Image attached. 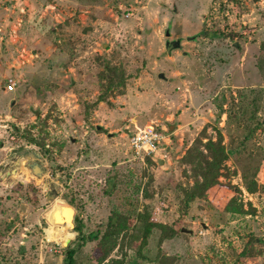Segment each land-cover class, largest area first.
<instances>
[{"label":"rangeland","instance_id":"1","mask_svg":"<svg viewBox=\"0 0 264 264\" xmlns=\"http://www.w3.org/2000/svg\"><path fill=\"white\" fill-rule=\"evenodd\" d=\"M148 126L171 139L150 161L129 142ZM218 130L227 187L186 203L185 148ZM114 213L109 260L264 264V0H0V264H64L76 218L99 238L77 264H101ZM141 215L179 234L144 244Z\"/></svg>","mask_w":264,"mask_h":264},{"label":"trees","instance_id":"2","mask_svg":"<svg viewBox=\"0 0 264 264\" xmlns=\"http://www.w3.org/2000/svg\"><path fill=\"white\" fill-rule=\"evenodd\" d=\"M206 130V128L203 130V135H207ZM204 139H206L207 142H204L202 138H197L193 142L192 146H190L186 150L184 156L181 158V161L184 164L191 166L192 176L194 177V185L189 186V188L185 190L186 203L193 202L197 199H206L208 197L209 192L217 189V187L219 186H226L220 182V179L225 175L224 172L228 171L226 163L229 159V154L224 144V136L220 132V130H218L216 140L208 137H204ZM145 160L150 161L153 160V158L147 157ZM247 189L248 192L252 194L256 193L258 191V183L256 181H252L247 186ZM127 218L128 217L118 213H114L110 216L107 231L100 242V245L102 246L103 250V257H101L100 259L101 264H123V262H121L120 260H109V258L111 257V250H113L114 246L118 242V238L121 236V234H124L128 228ZM139 222L144 224V244L147 243L149 235L155 228L163 231L161 233V243L167 239H172L179 234L178 230L174 228H169L162 223H153L142 215L139 218ZM76 223V229L79 233V237L74 245H70L67 249H65L63 260L64 264H77L76 257L78 252L83 249L84 243L87 242L89 239H99L97 238V235L90 236L89 238L85 236L82 232V224L80 221H78V218H76ZM108 238L109 244H112V248H110L109 251H106L103 246L104 242ZM173 259L174 258L171 256L164 255L160 257L159 263L172 264Z\"/></svg>","mask_w":264,"mask_h":264},{"label":"built area","instance_id":"3","mask_svg":"<svg viewBox=\"0 0 264 264\" xmlns=\"http://www.w3.org/2000/svg\"><path fill=\"white\" fill-rule=\"evenodd\" d=\"M131 14H128L129 17ZM17 82L15 79L10 78L8 80L5 91L7 93L16 92ZM166 131V128H163L162 131ZM170 134H164L159 131L154 126H148L143 129H137L130 137V148L134 154L142 158V160L147 157L154 158L157 153L161 150L162 145H168L170 141Z\"/></svg>","mask_w":264,"mask_h":264},{"label":"water","instance_id":"4","mask_svg":"<svg viewBox=\"0 0 264 264\" xmlns=\"http://www.w3.org/2000/svg\"><path fill=\"white\" fill-rule=\"evenodd\" d=\"M166 37L167 38H171V31L167 30L166 31ZM189 40L194 41L195 38H189ZM238 46V45H236ZM182 47V41L181 40H177V41H168L167 42V52L170 54L173 50L175 49H180ZM160 78L164 79L165 76L163 74H160ZM36 162H33L31 164H29L30 170L33 172V174L37 177H40L45 171H46V167L45 165H43L42 163V155L36 153ZM182 232H186V230H182Z\"/></svg>","mask_w":264,"mask_h":264},{"label":"crops","instance_id":"5","mask_svg":"<svg viewBox=\"0 0 264 264\" xmlns=\"http://www.w3.org/2000/svg\"><path fill=\"white\" fill-rule=\"evenodd\" d=\"M192 145V143L188 146V147H190ZM183 146H184V144H183ZM188 147L187 148H185L186 150L188 149ZM184 154H185V152H184Z\"/></svg>","mask_w":264,"mask_h":264},{"label":"flooded vegetation","instance_id":"6","mask_svg":"<svg viewBox=\"0 0 264 264\" xmlns=\"http://www.w3.org/2000/svg\"><path fill=\"white\" fill-rule=\"evenodd\" d=\"M172 42V41H171Z\"/></svg>","mask_w":264,"mask_h":264}]
</instances>
